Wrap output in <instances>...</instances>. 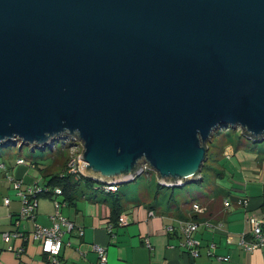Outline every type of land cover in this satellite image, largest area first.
I'll list each match as a JSON object with an SVG mask.
<instances>
[{
  "label": "water",
  "instance_id": "obj_1",
  "mask_svg": "<svg viewBox=\"0 0 264 264\" xmlns=\"http://www.w3.org/2000/svg\"><path fill=\"white\" fill-rule=\"evenodd\" d=\"M227 126L264 140V0H0V147L71 138L86 178L183 186Z\"/></svg>",
  "mask_w": 264,
  "mask_h": 264
},
{
  "label": "crops",
  "instance_id": "obj_2",
  "mask_svg": "<svg viewBox=\"0 0 264 264\" xmlns=\"http://www.w3.org/2000/svg\"><path fill=\"white\" fill-rule=\"evenodd\" d=\"M226 151L231 156H225L224 160L227 161L223 168L232 178L226 177L229 180L225 188L214 186L224 199L221 202L213 199L207 201L210 211L214 213L212 216L195 213L192 205L198 203L196 201L190 206L184 204L183 209L179 206L177 209L160 211L140 203L124 204L120 196L123 209L119 217L125 216L127 219V225L120 226L111 216L115 192L87 191L74 205L65 204L60 209L61 215L72 222L75 228L72 232L62 228L65 232L57 264H99L94 245L106 250L107 264H264V245L249 252L240 244L242 239L246 242L253 240L250 220L264 216L261 210L264 180L256 179L249 170L238 171L240 163L237 160L231 163L236 156L235 149L228 147ZM15 160L11 161L6 170L0 168V264H51L48 256L41 252L37 241L23 244L12 239L10 245H7L1 237L4 232L31 231L34 225L50 227L51 217L56 211L55 197L51 193H41L36 198L34 219H25L19 225L16 224L22 201L13 182L21 181L20 190L24 192L35 186L48 189L49 192L52 188L40 186L36 167L16 166ZM7 175L14 178V181ZM200 198L201 202L205 200ZM244 198L249 201L246 207L240 204ZM225 201L229 203L228 207ZM150 211L154 212L153 216L149 215ZM196 215L198 217L194 219ZM186 221L199 223L194 235L200 242L199 256L196 258H192L181 247L184 236L178 226ZM169 225L174 228L172 232L165 230V226ZM79 229L83 231L82 236L79 235ZM146 239L150 247L146 246ZM21 245L24 247L21 257L8 250V246L19 248ZM208 250H213L214 256L208 257ZM224 256L229 257L228 261L218 260V257Z\"/></svg>",
  "mask_w": 264,
  "mask_h": 264
},
{
  "label": "rangeland",
  "instance_id": "obj_3",
  "mask_svg": "<svg viewBox=\"0 0 264 264\" xmlns=\"http://www.w3.org/2000/svg\"><path fill=\"white\" fill-rule=\"evenodd\" d=\"M227 127H221L220 131L221 134L229 131L231 132L230 136H212L207 143L209 155L215 154V158H217L216 162L214 161V166L222 170V167L227 161L224 160L225 156H231L226 149L228 147L234 148L233 145H235L236 156L231 163H236L237 160L240 163L238 171H240L239 169L249 170L251 175L257 177L256 179L264 180V140L253 143L242 134L238 127L235 131H233V128L228 127L230 129H227ZM240 135L242 136L239 138ZM60 151H64L66 157H70L71 152L79 155L81 153V146L79 142L71 138H62L54 141L53 145L51 144L49 147L41 150L33 147L30 148L29 145H23L21 147V142L19 141L16 146L0 147V164L3 162L6 167H9L12 160L21 158L26 162H33L34 164H38L39 167L46 168L52 166L54 160L52 155L55 154L58 158L56 162L58 166L53 171L57 172L61 170L60 167L64 160V156L62 158L57 154ZM225 151L227 152L226 155ZM210 163L211 161L209 160L207 165H210ZM201 173L202 178L197 182L183 186H163L161 188L155 171L148 169L136 177L134 181L119 184L121 188L119 195L123 197L124 204L125 202L140 203L148 207L152 206L160 211L167 210L168 208H179V206L183 209L184 204L190 206L195 200L201 204L200 197L214 200L220 193L217 192L213 183H215L216 187L225 188L229 180L226 177H231V174H228L229 172H225L223 178L216 176L214 179V172L208 169L202 170ZM37 175L40 178V186H45L48 179L38 171ZM247 175L250 174L247 172Z\"/></svg>",
  "mask_w": 264,
  "mask_h": 264
},
{
  "label": "built area",
  "instance_id": "obj_4",
  "mask_svg": "<svg viewBox=\"0 0 264 264\" xmlns=\"http://www.w3.org/2000/svg\"><path fill=\"white\" fill-rule=\"evenodd\" d=\"M78 142V141H77ZM81 146L82 151V145L79 142ZM53 145V143H52ZM80 160V154L76 153H70V157L67 161L66 165V174L71 175H78L81 174V172L78 169ZM16 166H27L30 168H35V166L29 162H26L24 159L18 158L15 160ZM0 168L3 170H6V166L4 163L0 164ZM146 169V168H145ZM147 170V169H146ZM7 177L14 181V178H11L9 175ZM102 186L101 189L105 192H115L117 190L118 185L117 184H106L104 182H101ZM14 189L17 190V194L20 197L22 201V209L19 214L18 220L16 221V224L19 225V223L25 219H34V211L36 208V198L41 193H47L49 192L48 189H42L37 186L33 188H28L26 192L20 190L21 181H14L13 182ZM62 191L60 188H55L53 190L54 195V205H55V213L51 217L52 225L50 227H43L40 225H34L31 231L28 232H21L19 230H14L12 232H4L1 234V237L3 241L10 245V242L12 239H17L21 241L23 244L28 243L29 241H37L40 245L41 252L43 254H46L48 256L49 261L51 264H57L58 263V256L61 251L62 247V236L64 234V230L62 228H65L67 232H72L74 230V224L70 221H68L65 217H63L60 213L61 207L65 205V203H62L61 201H58L57 198L61 195ZM263 198H264V190H263ZM7 202V200H6ZM248 200L244 198L243 200H240V204L243 207H246L248 205ZM225 206L228 207L229 203L225 201ZM192 209L195 213L202 214L204 212V209L199 207L197 204L192 205ZM150 216L154 215L153 211L149 212ZM118 225L124 226L127 225V219L125 216H120L118 219ZM251 232L253 236V240L251 242H246L243 239L241 240L240 244L246 251H253L261 246L264 245V216L262 218L258 219H251ZM179 231L184 236V240L181 243V247L185 249L192 258H196L199 256V249H200V242L195 238V234L198 231L199 223L195 221H186L181 222L178 226ZM173 227L171 225L165 226V230L167 232H172ZM79 235H83V231L79 229ZM231 238H228V243H230ZM146 246L150 247V244L148 240L146 239ZM23 245H21L19 248H14L13 246H8V250L14 252L17 257H21L23 253ZM93 250L97 253L99 258V264H107V255L106 250L102 247L93 246ZM207 256L212 257L214 256L213 250L207 251ZM229 257H218V260L222 261H228Z\"/></svg>",
  "mask_w": 264,
  "mask_h": 264
},
{
  "label": "trees",
  "instance_id": "obj_5",
  "mask_svg": "<svg viewBox=\"0 0 264 264\" xmlns=\"http://www.w3.org/2000/svg\"><path fill=\"white\" fill-rule=\"evenodd\" d=\"M227 129H230V128L227 127ZM218 130L214 132L213 136H225V137L230 136L231 132L228 131L227 133L221 134V131H220L221 128H219ZM233 131H235V129H233ZM243 135H245V134L243 133ZM241 136L242 135H240L239 138ZM245 136H247V135H245ZM247 137H249V136H247ZM253 140L254 141H260V140H255V139H253ZM233 146L235 149V145H233ZM57 154H59V156L62 158L64 156L62 166L60 167L61 170L60 171L58 170L57 172L53 171L54 168L56 166H58L56 163L58 158L55 154L52 155L54 160H53L51 167H46V168L45 167H39L38 164H34L33 162H30L31 164H33L37 168V170L40 172L41 175H43L45 178L48 179L46 186L51 187L52 189L50 192L45 193L46 195L50 194V193L53 195V190L55 188H60L62 191L61 195L59 196V198L61 199L60 201L62 203H65L66 205H74L76 203V201L78 200V198H80V196L84 192H87V191H89V192H91V191L105 192L101 189V186H102L101 182L86 178L81 174H78L76 176L71 175V174H69V175L66 174V165H67V161H68L69 157L65 156L64 151L57 152ZM209 154L210 153L208 150L206 161L204 162L201 171L204 169H208V170H211L214 172V179L216 176H221L223 178L225 175L224 168L222 167V170L221 169L219 170V168L217 166H214V161L216 162L217 158H215V154L214 155H209ZM209 160L211 161V163H210V165H207V162ZM201 178H202V173H201ZM213 186H215V183H213ZM160 187L162 188L163 186L160 185ZM119 189H120V186L118 185L117 190L115 191V194L113 196V197H115L114 201L112 202L111 216L115 222L118 221L119 215L123 209V207H122L123 205H121V202H120V200H122V199L120 198V195H119ZM262 198H263V194H262ZM223 199H224V196H222V193H220L214 199V201L215 202H217V201L221 202V201H223ZM195 201H197V200H195ZM207 201H208V199L205 198V200L201 204L199 202H198L199 204L198 203H194V204H197L199 207L204 209V212L202 214H204V213L205 214L203 216H205V215H209V216L211 215L212 216V214H214V213H212L210 211V204ZM261 210L264 213V198H263V202L261 205ZM197 217H198V215L194 216V219H196Z\"/></svg>",
  "mask_w": 264,
  "mask_h": 264
}]
</instances>
